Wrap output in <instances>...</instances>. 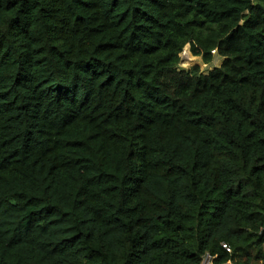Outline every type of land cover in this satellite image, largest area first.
Segmentation results:
<instances>
[{"label": "trees", "instance_id": "1", "mask_svg": "<svg viewBox=\"0 0 264 264\" xmlns=\"http://www.w3.org/2000/svg\"><path fill=\"white\" fill-rule=\"evenodd\" d=\"M205 259L264 264V0H0V264Z\"/></svg>", "mask_w": 264, "mask_h": 264}, {"label": "rangeland", "instance_id": "2", "mask_svg": "<svg viewBox=\"0 0 264 264\" xmlns=\"http://www.w3.org/2000/svg\"><path fill=\"white\" fill-rule=\"evenodd\" d=\"M189 46H186L184 51L181 54L182 62L180 64L181 68H190L191 66L195 64H200L202 70H208L212 69L214 66H219L221 64V58H219L217 55L215 56L213 62L210 64L203 63L201 57L199 56H193L189 50ZM203 264H210L208 259H205Z\"/></svg>", "mask_w": 264, "mask_h": 264}]
</instances>
